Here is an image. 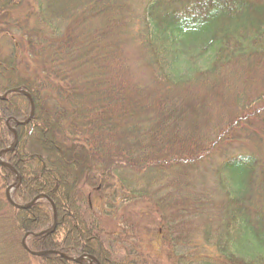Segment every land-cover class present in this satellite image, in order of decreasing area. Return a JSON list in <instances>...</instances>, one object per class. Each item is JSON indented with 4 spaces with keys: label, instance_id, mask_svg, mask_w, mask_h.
<instances>
[{
    "label": "trees",
    "instance_id": "obj_1",
    "mask_svg": "<svg viewBox=\"0 0 264 264\" xmlns=\"http://www.w3.org/2000/svg\"><path fill=\"white\" fill-rule=\"evenodd\" d=\"M13 89L35 114L0 99L11 196H48L57 225L46 199L8 202L0 164V264L264 261V0H0Z\"/></svg>",
    "mask_w": 264,
    "mask_h": 264
},
{
    "label": "water",
    "instance_id": "obj_2",
    "mask_svg": "<svg viewBox=\"0 0 264 264\" xmlns=\"http://www.w3.org/2000/svg\"><path fill=\"white\" fill-rule=\"evenodd\" d=\"M12 93H21V94L25 95V96L29 99V101L31 102V114H30L29 118H28L25 122H19V123H18V125H25V124H28V123L33 119L34 114H35V104H34V100H33L32 96H31L28 92H26V91H24V90H21V89H13V90L8 91V92H7L6 94H4L3 96H0V99L4 100V99H6V97H7L9 94H12ZM13 132H14V134H15V140H14L13 144H12L9 148L4 149V150H2V151L0 152V164L3 165V166H5V167H7V168H9V169H11L13 172H15V174H16V176H17V178H16L14 184L11 185V186L7 189V191H6V198H7L8 202H9L11 205H13L14 207H16V208H18V209H28V208H30L31 206H33V205H34L39 199H41V198H44V199L48 200L49 202H51L52 207H53V210H54V225H53L52 229L49 230V231H52V230H54V229L56 228V225H57V210H56V207H55L54 202H52L51 199H49V197H47L46 195H39V196H37L32 202H30V203L27 204V205H19V204H16V203H14V201H13L12 198H11V193H12V191L16 188L17 184L20 182L21 177H20V174H19V173H18V172H17V171H16V170H15V169L9 164V163H6V162H4V161L2 160V155H3L4 153H8V152H10V151H13V150L16 148V146H17V143H18V136H17V131H16V129H13ZM28 235H30V233H28V234L24 237L23 242H22V245H23V247H24L25 249H28L27 246H26V238L28 237ZM47 253H50V252H41V253H32V254H33V255H36V256H43V255H45V254H47ZM65 258H66V260H69V261H72V262H81V261H83V260H88V259L91 260V261H95V260H96L94 257H92V256H90V255H84V256H81V257L78 258V259L67 258V257H65Z\"/></svg>",
    "mask_w": 264,
    "mask_h": 264
},
{
    "label": "rangeland",
    "instance_id": "obj_3",
    "mask_svg": "<svg viewBox=\"0 0 264 264\" xmlns=\"http://www.w3.org/2000/svg\"><path fill=\"white\" fill-rule=\"evenodd\" d=\"M142 52L141 51H134L132 54H131V63H133V67L137 73V76L140 78V79H143V80H147L148 79V74L146 72L145 69H147L149 66V64H146V60L144 59V57L142 56ZM200 67V65H199ZM96 206H98L99 208H101V204H97L96 202ZM97 209V208H96ZM97 211H99L97 209ZM145 208H143V205L139 204L138 206H135V205H128V209L126 211H120L119 212V217H118V220H116L117 224L121 227H123V225H125V222L128 220V218L131 216L132 214V219L133 220H147L144 216L145 214ZM144 216V217H143ZM116 217H113V220H115ZM120 220V221H119ZM105 224H110L108 221L105 220ZM185 229L189 231V225H186L185 224ZM119 228V227H118ZM116 231H119V230H116ZM132 234V232H129ZM261 257V256H260ZM261 258H264L261 257ZM246 260V259H245ZM241 260L243 261L244 264H264V261L263 262H258L257 260L255 261H252V260Z\"/></svg>",
    "mask_w": 264,
    "mask_h": 264
},
{
    "label": "bare ground",
    "instance_id": "obj_4",
    "mask_svg": "<svg viewBox=\"0 0 264 264\" xmlns=\"http://www.w3.org/2000/svg\"><path fill=\"white\" fill-rule=\"evenodd\" d=\"M11 165V164H10ZM12 166V165H11ZM13 167V166H12ZM21 177V176H20ZM17 178V177H16ZM21 180V179H20Z\"/></svg>",
    "mask_w": 264,
    "mask_h": 264
}]
</instances>
